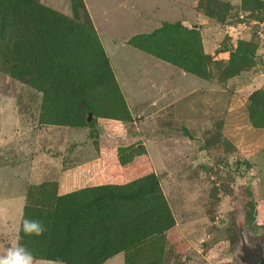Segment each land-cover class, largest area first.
<instances>
[{
	"label": "rangeland",
	"instance_id": "rangeland-1",
	"mask_svg": "<svg viewBox=\"0 0 264 264\" xmlns=\"http://www.w3.org/2000/svg\"><path fill=\"white\" fill-rule=\"evenodd\" d=\"M37 1L76 27L90 19L102 43L92 15L123 77L105 50L112 77L88 72L61 85L41 81L37 74H49V62L38 65L43 55L26 53L0 25V264H66L47 258L65 248L53 242L59 204L83 206L93 189L153 175L172 220L166 228L146 221L143 233L120 238L126 247L103 264H243L242 240L253 246L244 232L251 197L256 235L264 238V107L252 99L264 101V0H82L86 11L78 14L74 0ZM195 3L208 55L199 74L129 52L130 38L155 31L158 18L197 23ZM242 50L248 57L238 62L233 55ZM23 63L35 72L27 78L33 82L16 78ZM80 88L92 108L84 114L72 111L70 95ZM66 115L72 118L62 124L58 117ZM111 233L96 239L111 246ZM134 235L146 237L129 246ZM82 239L71 246V264H88L99 244Z\"/></svg>",
	"mask_w": 264,
	"mask_h": 264
},
{
	"label": "trees",
	"instance_id": "trees-1",
	"mask_svg": "<svg viewBox=\"0 0 264 264\" xmlns=\"http://www.w3.org/2000/svg\"><path fill=\"white\" fill-rule=\"evenodd\" d=\"M74 9L76 14L79 10L86 11L82 0H74ZM205 15L212 17L207 12ZM89 20L87 27L86 25L76 27L71 19L49 9L37 0H0L2 33L21 42L25 46L26 53L43 55L40 61L35 62L38 65L49 62L50 73H38L37 75L41 81L53 78V84L61 85L63 82L74 80L77 73L83 79L88 72H106L112 77V69L105 49ZM21 27L22 29H18ZM84 29H87V32ZM18 31L21 33H17ZM129 45L154 56L157 55L161 59L164 58L195 74L200 73L199 68L208 60V55L203 50L199 29L185 27L182 22H165L150 34L134 35L130 38ZM237 54L238 56L235 54L233 58H237L238 62L248 57V53L243 50L238 51ZM22 65L24 70L18 71L16 78L33 82V79L27 78H33L35 72L29 69L26 63ZM62 73H65L66 77L60 82L55 76ZM80 84L83 85V82ZM45 96L46 103H49V94L45 93ZM70 96L74 102L72 111L76 114H84L92 110L87 94L82 88ZM58 99L62 98L56 95L53 100ZM252 99L264 107V101H259L255 94ZM56 113L58 114L59 111ZM58 118L62 120V124H68L72 117L66 115ZM247 166L251 168L248 163ZM93 192L95 193L93 200L83 206L71 205L70 202L59 204L55 211L59 216L52 229L55 237L53 242H56L57 246L64 245L65 248L57 253H49L47 255L49 260L71 264L75 256V253L70 251L71 246L74 242H83V237L86 242L90 240L99 242L95 250L86 255L87 259L89 258L88 264H103L124 250L121 247H126V245L118 246L124 242V240L118 241L120 238L127 240L129 233L135 229L143 233L145 222L151 218L156 219L157 226L163 224V228L168 226L172 218L154 175L136 184L116 187L113 190L109 187L93 189ZM245 208L244 232L252 237L259 227L257 202L254 197L249 199ZM112 230L115 232L116 243L112 242L114 244L109 246L105 240L113 236ZM99 231L107 236L105 240L103 236L96 239ZM134 236L136 238L129 239V246L141 243L146 237L144 235Z\"/></svg>",
	"mask_w": 264,
	"mask_h": 264
},
{
	"label": "water",
	"instance_id": "water-1",
	"mask_svg": "<svg viewBox=\"0 0 264 264\" xmlns=\"http://www.w3.org/2000/svg\"><path fill=\"white\" fill-rule=\"evenodd\" d=\"M192 29H197V25H189ZM92 115L90 114L88 121H90ZM249 237V236H248ZM253 246L248 245L246 240L243 239L240 247L238 257L243 264H264V238L258 235L249 237ZM255 240V242H254ZM254 243V244H253Z\"/></svg>",
	"mask_w": 264,
	"mask_h": 264
},
{
	"label": "crops",
	"instance_id": "crops-1",
	"mask_svg": "<svg viewBox=\"0 0 264 264\" xmlns=\"http://www.w3.org/2000/svg\"><path fill=\"white\" fill-rule=\"evenodd\" d=\"M171 9V8H170ZM192 9H193V12L196 14V17H197V23L196 22H192V21H190V22H188V20H185V21H179L180 19H170V18H165V19H163V20H161V19H159L158 18V20L156 19V21H158V24H156V26L155 27H153V29H156V28H158L159 26H162L163 25V23H165V22H169V23H175V22H182L183 24H184V26L185 27H189L190 28V26L189 25H191V24H198L200 27L198 28L199 29V31H200V29H204L203 28V26H202V24L203 23H199L198 22V16L200 15V13H198L197 12V6H196V3H195V5L192 7ZM157 10V7H156V9H155V11ZM174 11V10H173ZM199 14V15H198ZM91 15V14H90ZM91 18H92V21H93V23H94V25H95V27H96V29H97V31H98V33H99V36H100V39H101V41H102V44H103V46H104V48H105V50L107 51V53H108V55L110 56V52H109V50H108V48L106 47V45L104 44V37H103V35H102V33H101V30L97 27V25L95 24V21H94V17L91 15ZM135 22H137L138 20H140V19H137V18H134L133 19ZM145 21H147V22H149L148 20H145ZM144 21V22H145ZM141 22V21H140ZM150 23V22H149ZM201 24V25H200ZM202 26V27H201ZM215 29H216V27H213V26H211V25H209L208 24V32L209 33H213V32H215ZM114 47V49L115 48H118V47H115V46H113ZM132 49L134 50V51H131V50H129V52L130 53H134L135 51L137 52V53H135L137 56H140V57H142V56H144V57H146V58H149L148 56L149 55H147L146 53H143L141 50H139V49H137V48H135V47H133L132 46ZM143 57V58H144ZM110 58V60H111V62H112V68H113V70H114V72H116L118 75H119V77H123L122 75H121V70H122V68H121V70H119L120 72H117V70L114 68V65H113V60H112V57L110 56L109 57ZM125 58V62H126V67H128L129 66V58L128 57H124ZM149 61V60H148ZM128 64V65H127ZM125 68V67H124ZM118 76H117V78H119ZM257 210H258V208H257ZM257 218H258V216H257Z\"/></svg>",
	"mask_w": 264,
	"mask_h": 264
}]
</instances>
